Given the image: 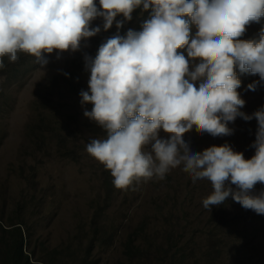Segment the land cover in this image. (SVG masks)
Returning a JSON list of instances; mask_svg holds the SVG:
<instances>
[{
  "label": "clouds",
  "instance_id": "9594fccd",
  "mask_svg": "<svg viewBox=\"0 0 264 264\" xmlns=\"http://www.w3.org/2000/svg\"><path fill=\"white\" fill-rule=\"evenodd\" d=\"M137 8L151 9L149 18L140 31L121 35ZM98 17L104 31L115 21L117 32L94 57L84 54L88 89L79 96L81 106L92 105L83 116L106 133L91 139L86 152L110 171L114 187L162 180L182 165L193 182H210L204 208L231 196L264 215V189L254 192L257 183L264 184V105L250 115L241 111L245 100L237 74L259 77L248 90L264 86V27L258 39H240L264 17V0H0V69L5 57L14 63L20 53L43 68L45 54L55 51L59 59L79 51L82 41L101 31L91 26ZM237 117L257 122L250 159L227 143L193 152L184 139L193 128L201 135L229 136L228 125Z\"/></svg>",
  "mask_w": 264,
  "mask_h": 264
},
{
  "label": "rangeland",
  "instance_id": "374dc122",
  "mask_svg": "<svg viewBox=\"0 0 264 264\" xmlns=\"http://www.w3.org/2000/svg\"><path fill=\"white\" fill-rule=\"evenodd\" d=\"M137 22L136 17L133 22L125 21L119 33L124 35L128 29L140 31L142 25L136 28ZM102 24L99 17L92 21L91 26H101V31L82 41L79 51L64 52L59 59L55 51L45 54L48 63L43 68L35 57L20 53L29 56L32 59L29 63L35 67L21 80L3 83L5 75L0 72V211L3 220L13 219L15 207L19 208L17 204L22 203L18 215L24 217L29 227L28 250L34 248L36 256H43L54 248H61L57 264H80L79 257L86 254L84 249L93 227H104L113 233L109 246L101 248L98 241L91 254L100 257V264H119L127 258L135 260V256L124 254L123 242L138 227L142 228L139 236L150 240L159 250L160 258L168 260L175 254L176 264H264V215L242 208L230 196L226 200L229 203L226 215L208 220L222 204L210 210L204 208L203 199L212 191L210 182L206 179L193 182L182 165L171 169L162 180L153 177L134 183L127 190L117 189L110 171L86 152L91 139L106 138L102 128L83 116V111H90L92 107L91 104L81 106L79 96L81 90L88 89L87 71L85 81L78 84L84 54L94 57V45L117 32L114 24L107 31ZM262 27L264 17L259 23L249 24L240 39H258ZM195 31L192 26V35ZM178 51L187 57L186 50ZM237 74L241 80L238 91L245 100L241 111L250 115L264 105V86L248 90L247 85L259 77L240 73L238 69ZM43 112L52 116V130L42 127L46 122L40 121ZM228 126L233 129L229 136L201 135L193 128L184 139L193 152L227 143L234 151L242 152L245 159H250L255 154L251 145L255 140L256 120L237 117ZM102 172L107 173L109 186L100 178ZM261 189L264 184L257 183L254 192ZM172 204L175 206L170 210ZM220 228L226 230L228 236L226 246L217 254L216 247L208 243V235L210 238L216 234L226 235L218 231ZM209 229L214 231L208 232ZM140 261L148 263L147 259Z\"/></svg>",
  "mask_w": 264,
  "mask_h": 264
},
{
  "label": "trees",
  "instance_id": "16d2710c",
  "mask_svg": "<svg viewBox=\"0 0 264 264\" xmlns=\"http://www.w3.org/2000/svg\"><path fill=\"white\" fill-rule=\"evenodd\" d=\"M98 3V0H97ZM151 9L144 11L142 8H137L132 13V19L128 22H133L134 18L136 17L138 22L136 23V28H139L143 22L149 18ZM122 16H117L116 20H121ZM115 25V21L113 22ZM99 41L94 49L99 47V45L103 42ZM20 63L17 64H9L7 57L4 58L5 68L1 69L0 72L5 75V79L3 83L11 81L13 79L21 80L28 76L32 70L35 68L34 65L29 63L32 59L29 56L24 54H18ZM85 68H83V73L81 77L78 79V84L83 80V78L87 75ZM85 81V80H83ZM2 83V84H3ZM52 85H57V83H52ZM64 85V84H63ZM66 85V84H65ZM47 93H51L46 90ZM48 113H41L40 121H46L43 123V128H47L49 130L53 129L52 122L54 121ZM32 129L31 127H29ZM60 144V142L58 143ZM105 180L106 186L111 184L107 173L102 172L101 177ZM23 197V196H22ZM22 204V203H21ZM21 204L18 207H15L14 218H9L7 221H4L2 211H0V264H57V259L59 258L58 255L60 254V250L57 248L52 249L49 252H46L43 256H36L34 252V248L28 250L30 246V233L28 231V225L21 214ZM175 204L170 206V210L174 208ZM227 208V210H225ZM229 210V203L226 201L210 216L208 220H212L214 218H223L226 215V211ZM98 214L95 213L94 217H97ZM142 230L141 227L137 228V231L130 232L126 237L125 241L123 242L124 246V254L129 256H135V260H131L127 258L126 261L119 262V264H142L140 260L147 259L148 263L153 262L152 264H176L177 256L173 254L171 258L166 260L165 258H160L157 254L159 250L154 248L153 244L150 242L148 238L139 236V231ZM214 231L213 229H209L208 232ZM219 232H224L226 235L216 234L215 236L210 238V234L208 235V243L212 244L216 247L217 254H220L223 247L226 246L225 241L228 233L226 230L219 229ZM113 239V233L108 231L107 228L104 227H93L92 235L89 238L87 245L85 247L86 254L84 256L80 255L79 263L80 264H100V257L95 258L91 256L94 248L97 245V242H100V247L102 245L109 246ZM213 239H217L220 244ZM193 252V249L191 250ZM55 260H51L54 258ZM147 263V264H148ZM198 262H196L197 264ZM201 263V262H199ZM202 264V263H201Z\"/></svg>",
  "mask_w": 264,
  "mask_h": 264
}]
</instances>
